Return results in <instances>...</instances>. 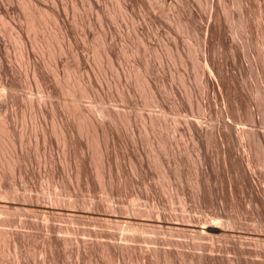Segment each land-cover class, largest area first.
<instances>
[{
	"label": "bare ground",
	"instance_id": "6f19581e",
	"mask_svg": "<svg viewBox=\"0 0 264 264\" xmlns=\"http://www.w3.org/2000/svg\"><path fill=\"white\" fill-rule=\"evenodd\" d=\"M115 1L117 2L116 4L118 7L117 10L118 13L114 12L113 16L111 17H116V18L121 17L120 19L128 18L129 22L132 23L131 25L133 28L134 27L133 21L135 19L132 8L135 6L134 5L135 0H115ZM146 1L143 0V2H146L145 7H143L144 4L141 5L143 8L146 9L144 10L147 11L146 12L147 18H145L146 16L144 18L145 20L146 19L148 20L150 25V30L148 32L146 30L148 29L145 27L148 25L147 23V25L145 24V26H143V28H146L144 29V31L146 30L145 32L147 33H140L136 25L135 26L136 28L134 27L133 28L134 30L133 29L132 30L133 32H135L136 35H137L136 31L138 30L139 32L138 33L139 35H137L136 38L138 40L136 42L138 43L139 46L137 48V43H135L136 48H134L133 46L132 48L134 49L132 51L130 50L131 48L124 46L126 50L125 49L122 50L123 51L122 55L128 57L129 56L128 52L129 53L136 52L139 53V55L140 53H142L141 57L143 58L137 60L134 59L137 62H135L134 64L132 63V66H130L131 69L130 70L128 69V71L129 72L131 71L130 74H133L132 76L134 77L136 76V78L133 79L135 80V82L137 81L136 83L137 86L133 85V87L134 86H135L134 88L137 87L138 94L139 91L142 94L140 95L142 96V98L138 100V103L140 102L143 103L145 106L149 107V109L145 108L147 112H145L143 117L140 119L142 123L143 136H139L140 132L138 131L137 129L138 127L136 125L137 130L135 129V133L137 135L134 136L133 135L134 132L132 131L133 133L132 134L130 133V135H133V137L131 136L132 137L131 143L130 140H128L129 142L127 141V143H125L127 145L129 144V147L127 146V151L121 150L124 149L126 146L124 148H122L123 147L122 146L119 149L123 151V153L121 151L120 152L124 155L120 154L115 147L114 152L117 151L120 155H122L121 158L118 157L121 159L120 160L115 157L116 152L115 154H113L110 148L112 147V149H114V146L117 145V143H121L122 139L120 140L121 136H119V132L122 125L124 124V126L126 127L130 126L132 128L133 123L135 121H133L132 118L128 116L129 114L128 115L119 114L118 111L115 112L114 108L113 111L110 110L111 108L108 109L106 107L105 108L101 107L98 111H96L98 112L97 115H99V117L98 116L96 117L90 113L91 111L90 109L88 112L87 108H84L80 104L81 102L79 103L80 101L79 97L82 98V96L84 97L86 96L88 98L93 97L94 100L100 102L101 104L100 106H103L107 102H110L113 98V94H110L112 91L105 93L102 90L103 88L100 86L101 85L100 83H103V85L104 84L108 85V82L106 83L105 81H108L107 79V77H109L108 73L112 72V70L109 71V68L113 70H116L115 68H118L117 65L119 64V59H120L119 53H121L118 52L119 48L115 49L116 46L113 47L111 45L113 41L110 42L109 40L111 38L108 37L109 34L107 35L109 31H107L106 33L105 30L103 29V27H105V29H108L107 23H109L108 20L110 19V15L112 13L110 15L108 14L109 15L108 16L109 19H108L107 15H105L104 13L106 11H103L104 8L102 9L101 5L98 3L97 0L86 1L87 2L86 5H88L91 9L96 11L95 13L96 21L95 19L94 21L97 22L101 27L99 31L100 35L97 36L99 37V39L97 38L98 42L96 44L93 43L94 45H91V47H93V49L95 50L94 52L96 55L95 56L96 58L94 59L96 60L97 64L94 62L95 63L94 66L93 65L94 63L92 61L95 60L89 58L88 57L89 55L88 56L86 55L87 54L86 52L90 48V47L87 48L86 45H88V43L90 42L92 43V40L96 36V33L92 31L93 27L91 26V22H88V25L86 23L87 26L92 27L91 29L88 27L87 29H84L86 26L83 25L84 30L83 31L80 30L82 32L81 41L79 40L78 37L77 40V38L74 35L75 31L73 32V30L67 24L68 16L73 17V20L71 18V20L69 21L73 22L76 20L78 22V20H80L79 17H81L82 15L78 16V13H76L78 8L80 7L79 0L72 1L73 3H71V5L68 6L67 8H64L63 12L57 6L56 0H22V2H20L21 8H19L20 6L17 7L18 4L14 6L12 4V0H0V87L2 88V92L4 90V92L0 95L1 97L0 99L1 100L0 101V198L11 201V202H6L7 205H4L3 204L4 201L2 202V199H0V213H1L0 215L3 214L5 215V216H0V227H1L0 228V264H2V262L4 263V260H6V258L9 255H11V253L14 255V261H15L14 264H35L33 260L35 254L37 255L39 251L38 250L39 247L38 248L35 247L38 245H36L34 241L39 230H41L40 232L43 231L46 235L45 237L46 246L40 248L41 249L40 253L42 254L43 252V256H42L43 258L41 260L43 261L42 263L44 264H70V263H66L65 260L70 259L66 255L68 254L67 253L68 251L66 250L69 248V245L73 246L72 244L76 246V247L74 246L75 255H76L75 264H264V76L262 75L264 71L261 69V72L263 71V73L257 71L256 74L255 72L258 66L257 67L255 66L256 68H253L254 69L253 72L252 70L250 71L252 65L249 66L248 64L250 63V61L253 60V57L251 56L253 54H249L252 57V58L250 57L251 59L248 60L246 58L249 61L248 64H247L248 62L247 60H242L245 57L241 58L242 56H245L246 53L248 55L249 47L252 49L254 47V45L252 44L249 46V43L247 41L250 36L246 37L247 36L246 35L245 36L246 39L242 40L243 42L242 41L239 42L238 40L237 43L236 40L239 38L238 35L240 34V32L238 33L237 29L233 28V25L232 26L229 25L231 18H233L231 17V15H229V13L233 15L234 11L229 12L231 4L229 3L230 5H228L227 0H226L227 2L225 0H217V1L201 0L206 4H210L209 6L211 8L210 9L211 14H209V16L206 15L209 17V19L204 16L206 20L208 19L207 22H205L206 20L204 21L206 25L205 24L203 25L205 27H203V25L200 22L201 21L200 19L203 18L202 14H199L202 17L200 19L198 17V20H196L197 13L195 12V10L193 11V7H196V5L193 6L192 4H190L188 6L187 4L192 2H188V0L187 1L177 0L174 2L177 7V10L175 9L176 14L174 13L175 15L173 14L174 16H171V19L169 18L171 20L170 23L172 22L173 25L170 24L167 25L168 21L166 25H164V27L166 28L165 31H167L166 33H164V35L166 34V37L164 39L166 40V42L164 43V41H162L163 44L161 43V46L157 47L159 45V42L158 45L155 46L156 44L154 45L149 38H151L152 36L154 37V35L158 36L159 33H162V30L161 32L157 31L158 29H156V24L159 25L158 23H161L159 14L162 12L164 14L162 4L165 2V0H146ZM131 2L134 5L133 7L130 4ZM135 3H137V0ZM65 5L67 4L65 3ZM199 6L200 5H198L197 7ZM235 6L239 7V8L237 7V12L239 13L237 14L238 17L240 18L239 19L238 17H236V21L238 19L240 20V22L238 23L235 22V25L236 23L238 25L241 24L244 27V29L246 28V32L249 33L251 30L250 29L251 26L249 27L250 29L249 30L248 24L251 23L250 22L251 19L250 18L248 19V17L251 14L250 12L252 9L250 6L252 5L249 6L250 7V12H249L250 14L248 13L249 16L247 15V10L245 11L246 15L244 12V9L248 7V0H238L236 1ZM238 9H240V11ZM261 9L263 8H260V12L263 11V10L261 11ZM93 10H91V12ZM196 10L199 12L198 9ZM166 12L167 10L165 9V16H168L166 15ZM10 13L20 14V17L24 19L26 24L21 23V21L20 24L14 23L12 21L13 19L10 18ZM143 13L144 12H142V14ZM262 14H264V12ZM203 15L205 14L203 13ZM136 17L139 16L138 15L136 16L135 13V18ZM229 17H231L230 20H227ZM258 18H262V17H258ZM223 19H226L228 21V25L227 23L226 24L223 23L222 21ZM233 19L235 20V18ZM109 21L112 22L114 20H109ZM233 21H231V23ZM261 21H259V27ZM165 22L166 21H164V23ZM255 22L258 23L257 21ZM116 23L115 24L111 23V24L115 25L113 27L116 28V26L119 25L118 23H117L118 25H116ZM69 25L72 26L70 23ZM112 25L111 26L109 25V27H112ZM241 25H239V27ZM11 26L17 28L16 29L17 33L13 35L15 37V38L13 37L14 38L13 41L15 42L14 44L18 43L19 46L18 45L16 46L19 48L20 56L24 59L26 67L28 68L27 73L32 78L31 83H29L30 81L27 83H29V85L31 84L33 88L32 87L29 88L31 90H35V92L37 90L39 92L44 93L46 95V100H48L47 98H52V97H62V99H64L65 96L70 97L69 99L70 103H68V100L64 101L65 99L64 100L60 99L62 103H58V102L53 103L50 102L49 99L48 100L49 102H47L49 104L48 107L44 99L45 97L43 98L44 101H37L36 99L33 98V96H31L27 100V102L24 103V105H22V108L20 107L19 105L20 97H18V95L16 96L15 92L16 90L20 89L19 88V84L21 83L20 80L22 79L23 82V78H20L19 82L17 81L18 80L17 76L14 75V71L11 65H9V63L12 64L11 63L12 61L9 62L8 60L9 55L6 50L7 46H9L6 43V38L8 40L9 39L8 37L11 36V34H13L14 31L13 28L12 29L13 31L10 32L12 28ZM242 26L240 28H242ZM158 27L162 28L161 26ZM177 28L180 29L179 31H182V33L186 34L187 36H191V38L194 37L196 39L199 36L202 37L201 36L202 34H200V30L205 28L204 32H206V35L205 37L203 36L204 39L202 38L203 39L202 40L200 38L202 41H199L200 39L197 40L201 42L200 45L202 44L203 46L204 60H205L204 64L206 69L205 67L203 68L204 70L200 69L201 67L199 66L200 62H198L199 56L198 59H196L195 55H197V53L194 55V51H193L195 49L192 48L191 50L190 48L191 46L187 47V45L186 47L190 48V50L186 48L183 49V47H185L184 43H183V47L180 45L183 42V39L182 42H179L181 41V39L178 38L179 31L176 32ZM118 29L120 28L115 29V31ZM257 29L256 31L259 34V31ZM141 30L143 31L142 28ZM259 30H264V29H259ZM112 31L115 32L114 29L111 30V32ZM252 31H254V29L251 30V32ZM227 32L231 33L232 36H229L230 34L228 35ZM262 32L261 35L264 36ZM119 33H115V35ZM226 34L228 36H226ZM118 36L116 37L118 38ZM194 38L193 40L195 41ZM159 39L162 40L161 37ZM260 39L263 42L264 37L263 39L262 37ZM256 40H255V44L256 42H258ZM8 41L10 42V40ZM153 41H158V40L156 39ZM128 43L130 42L128 41ZM208 43L209 44L211 43L213 46L212 48L215 47L214 48L215 50L212 49L210 50L211 47L207 45ZM262 44H263L262 47L264 48V42ZM113 45H115V42ZM255 47L260 48L261 46L259 45L257 47L256 44ZM9 49L10 47H8V50ZM260 54L262 53H259V55ZM263 55L264 54H262V56ZM137 56L138 55H135V58H137ZM258 57L259 56L255 57V59L256 58L258 59ZM90 59L91 62L93 63L92 65L95 67L93 68L94 69L97 68L98 70V74H97L98 76H95L96 73L93 76V73L96 72V70H94L93 68L92 69L94 70V72L92 71V75L85 74L86 76H83L84 73H82V70L87 67L88 65L87 62ZM166 59L167 61L170 60L171 67H173L174 69L172 73L173 79L177 78V80L179 79L181 82L179 84L180 90L182 89L181 85L183 86V92H180L183 93V95L178 93L180 91L179 88L178 90L177 89L174 90L173 86L168 85L170 82V81L168 82V80L171 79L170 73H169L170 78L167 80H166L167 77L164 78L161 77V75L160 77H158L159 75L157 76V73L159 72L157 71L158 67L157 69H155L156 64L159 62L161 65H163V61ZM261 60H263V57L261 58ZM253 63H255V61ZM177 66H179V68L183 66L185 69L191 70L190 73L191 74L194 73L192 75H195V77L200 79L197 80L200 82L202 86L201 87L202 88L201 91H203V93H201L202 97L199 94L201 91H199V93L197 92L198 94L196 93L198 95L197 99L200 101V104L198 100L196 102L194 101L195 99L193 94L195 93V91L192 92L194 88L192 87L191 89L190 81L188 80L189 84L188 82H186L187 79L185 78H187L188 74H186L184 70L183 72H185L184 74L186 75V77L182 76V74L180 75L179 72L181 73V70L178 72L176 69ZM259 67H261V65H259ZM263 67L264 66H262V68ZM119 69L121 72V73L119 72L120 75L126 73L125 71L124 72L122 71L123 69L121 70L120 65H119ZM163 69L162 72L160 70L162 74H163ZM206 70L208 73L206 72ZM83 71L86 72L87 69ZM250 72H252V74L254 73V75L256 76L254 75L253 76L257 78L256 81L254 80L255 81L254 83H251L250 86L248 85L249 89L251 90V91L249 90V93L251 92L255 96L254 99L252 100L253 102H250L251 98H253L252 96L253 94L252 95H250L251 93L249 94L251 96V98L249 97L250 98L249 101L247 98V96L249 95H246L247 93H245L248 92V87L245 81L247 80L249 82L251 78L248 80V76L249 75L252 76ZM116 73L119 74L118 72ZM113 75L116 76L115 73ZM18 76L20 77L22 75L18 74ZM116 77H114L115 81L118 80V79L116 80ZM121 82L123 83L122 80ZM121 82H117L119 86V89H117V93L114 90L119 100L125 99L129 95L128 91L125 90L124 88L131 89V87H129V84H127V82L124 83L126 84V87L123 88L121 85H119V83ZM171 84L172 82H170V85ZM174 87H178V86H174ZM96 88H99V92L96 90ZM114 89L116 88L114 87ZM134 93L135 90L133 94ZM210 93L212 94V97H210L211 99H213L212 103L215 106H218V108L214 109L217 116L216 117L217 122L214 121L216 124L215 123L210 124L211 122H213L212 121L213 107L211 108V99L209 98ZM133 94L131 95L132 97ZM135 94H137V92ZM164 94L165 95L169 94V96L172 95L171 97L172 98L174 97V100L172 98L171 99L173 100L174 103L172 101L168 103L167 101L169 100H164V96H165ZM169 96L168 97L166 96L167 98L166 97L165 98L168 99ZM130 97L127 98V100L131 99ZM135 97H137V95L134 96V98ZM135 99H133V101ZM217 99H220L221 102L219 101L218 103ZM24 100L22 101L24 102ZM126 101H125V105H126ZM164 101L170 104V106L171 105L173 106L172 108L173 111L175 112L173 116L175 118L177 116L178 118L177 121H176L177 118L176 119L173 118L175 122H177V124L175 125L176 127L174 126L175 129L172 126L173 127L172 131L173 129L176 130V134L173 131V133L175 134L174 138H171V136L169 138L168 134H166L168 133L166 131L168 129L166 124L167 118L165 117L166 118L165 121L163 120L162 117L167 111L170 112L172 110H169L168 108V110L166 111L167 107L170 106H168V104L165 103ZM193 101L195 103L198 102L197 106L194 104L195 105L193 108L194 110L192 109L191 106V104L193 105ZM128 102H130V100ZM8 103H14V104L18 103V107H20V109L18 107L16 108L19 109L20 117L23 120V122L25 123L26 120H29V122H31L34 126H36L35 130L38 133V134L36 133L37 140L40 143H42L41 156L43 158V164L47 167L46 176L48 177L50 184L52 183L54 184V186L56 185V187L62 189L61 190L62 192L67 191L69 193L68 194L65 192L67 194L66 200H69L68 197H71L70 202L66 201V203L69 206L65 203L63 204H65V206L67 205L70 208L72 207L73 208L72 213L69 212L66 213L67 211H65V209L67 206L64 207L63 204H61L62 202L56 203L57 199L59 198L54 199L55 197L53 198L51 196L52 198H50V202H46V203L44 202V200L41 202L40 198H39L40 201L39 200L35 201V196L37 192L36 193L33 192L35 193V195L33 194L34 196L31 195L30 192H29L30 194L25 195L24 199L26 198L25 200H27V204L24 202L25 204L23 203L24 206L22 207L20 204H18V203L22 204V201L18 203L13 202V200L15 199L17 200L19 198V194L16 192L17 191L16 186L18 184L17 176L19 177V180L23 181V182L20 181V183L25 182L24 184L27 189L35 187L33 184L36 182L33 181L34 183H32V177L34 174L32 173V171L33 172L35 171V174L37 172L39 173V171L34 170V168L36 165L38 166V170H39L40 163L39 164L37 163L38 165L33 164L34 168L32 171H30L26 167L25 163H27L31 158L29 156L30 155L29 148H28L29 152H27L28 139L27 137H25V133L22 134L19 132L20 130L19 131L17 130L19 132L18 133L15 129L16 127H14V125L11 124L10 120L12 121V119L10 118H12L11 117L12 115L9 116L8 115L9 113H6L7 111L6 109H9L8 107H11V106H7ZM131 103H128V105L129 104L131 105ZM132 104L133 105L131 106L135 105L134 103ZM217 104H220L221 107H219V105ZM3 112L4 114L2 115ZM158 113L159 114L162 113L161 118ZM179 114H182L183 117L182 115L180 116ZM223 114L227 117L226 120H223L222 118ZM42 116L51 119L53 123L52 126L53 131H55L58 134L59 136L58 138L59 140H61L64 146L65 151L63 153L64 154L63 160L61 162H63L64 165L69 169L68 171L70 172V176L71 175L74 176L76 181L75 183L76 185L74 187L73 185L71 187L70 186L71 183L69 182H68L69 184L67 183L68 185L65 184L66 180H63L62 178L63 176L62 177L60 176V174L63 175L62 172H65L66 168L64 169L65 171L60 169L61 173L59 172V168L57 169L58 166V163H56L57 160L54 159L55 156L54 157L52 156L54 154L50 152L51 150L50 147L55 141H53L52 137L50 136L51 133L47 131L48 130L47 127L45 128L41 126L40 120L43 118ZM38 117H41L39 121L37 120ZM207 117L212 118L210 119L211 122L209 119H206ZM123 127L122 129H124ZM126 132L128 131L126 130ZM52 133L54 134V132ZM79 133L81 134L85 133L86 136L85 135L84 136L90 138L91 145H93V147H90L91 145L88 143L89 138L88 140L84 139L85 140L84 142H80V140L76 142L77 140L75 139L77 137L75 138V136H79L77 135ZM142 133H140V135H142ZM171 133L169 135H171ZM129 137L130 136L126 138L129 139ZM170 139H173V141H170ZM186 141H190V143L192 142L193 143V144L191 143L192 146L194 145L195 146L194 149L198 151V153L196 151V153L198 154V156H196L198 165L196 164L195 161L194 165L196 164L195 166L197 167L194 169V171L195 170L196 171L195 173H193L194 180L193 183L191 184L194 185L192 186L193 187L192 192L193 189L195 188V192H193L194 193L193 195L197 203L196 205L199 206V208H196L197 211L198 209L200 210V208L206 209L207 207L208 208L210 207V210L207 208L209 211L206 209L205 212L208 211V214L206 213L204 216H201L202 214L195 215L191 213L192 212L191 209L193 208L190 207H193L195 205H188L187 203H190L191 201L190 202L185 201L186 195H188V193H186L187 188L189 190V187H187L188 185L187 183L183 182L186 179L182 174V165L186 160L191 161L188 160L190 159L188 155L191 150L188 151L187 146L184 144ZM39 142H37V147ZM138 144H141L142 146L143 144H145L146 147L145 151L141 149L142 150L141 152V150L139 149L140 152H138V148L142 147V146L138 147ZM186 144L188 143L186 142ZM180 146L182 147V149ZM192 146L189 147L192 148ZM212 148H215L220 153L222 160L221 166L223 168V171L226 172L225 173L226 180H223L224 178L221 180L222 182L224 181L225 184H223L222 187H220L219 184H221V182H219L218 186L220 188L219 189L217 188L216 191L215 188L213 189V186L210 185L212 179H210L209 174L206 171L207 168L204 167L205 164L203 163L206 161V159H208L209 161L212 160L209 157V155H207L208 152L207 150H210ZM82 149H85L84 150L85 152ZM215 149H213V151H215ZM81 150L84 153L81 152ZM31 159H35L34 156ZM122 159L127 160L126 161L128 163L127 166H126L127 163L123 164L124 161L123 163L120 162L122 161ZM112 160H114V165L113 163H111ZM31 163L32 161L30 162V164L28 163L30 167L32 165ZM210 164L212 165L215 163L210 162ZM186 165H189V162ZM94 167L96 169V176H97L96 178H98V179L95 178L94 179L95 181L98 180L99 184L96 183L98 181L95 182L93 180L94 171H92V169H94ZM184 167L186 169L188 168L185 165ZM208 167H210L209 164ZM218 167L220 166L218 165ZM63 168L64 167H62V169ZM213 170L211 171L212 173L216 172L215 169ZM218 170L219 169H217L216 174L218 173ZM38 175L39 174H37L36 177L40 176ZM185 175L187 174L185 173ZM66 176L64 178H66ZM155 176H157V178ZM214 176L215 175H213V177ZM153 177H155L156 179L160 178L162 180L161 181L159 179L163 185V190L167 194V196L170 195L171 199L174 197L179 199L180 203L182 204V206H180L182 207L181 215L179 214L177 215L173 213L174 210L172 209H169L172 210V213L166 212V210L168 209H165L167 207L165 201L168 200L169 202L167 203H170L171 201L169 200V198L166 199L164 198L165 200L161 198V196L163 195L162 193L163 190L161 192H159L160 190H158L157 192L156 190L157 186L155 187V184L149 182L155 179L154 178L152 180ZM182 178H184V180ZM181 179L183 180L182 182ZM179 181L181 183H184L186 187L184 186L185 188H183L184 184L182 185ZM25 187L23 186V190ZM159 187L162 189L161 185H159L157 188ZM35 190H39V189H35ZM76 190L87 191L88 193H91V196L90 195L89 196L94 199L97 192L100 191L102 195L104 194L103 196L106 198L105 200L109 202L107 203L108 207L106 205V208H108V210L105 208L106 210L102 214V217L101 218L97 217L96 211L94 210L99 205L98 204L99 202L97 203L96 201L94 202V199L93 201L91 200L84 201L85 199L81 201V199L79 198H81L82 196L79 195L76 192ZM188 192L190 193L191 190ZM27 193L28 192L26 191L25 194ZM79 193H81V191H79ZM158 193H160V195L162 193V195L160 196ZM166 194L162 197H166ZM78 195L81 197L78 198ZM193 195L191 193L192 197ZM194 198H192L191 204L195 203L193 202ZM20 199L23 200V197ZM124 199L125 201L130 200L132 203L130 204V208H128L130 209L128 210V213L130 211L131 215L125 213L126 210L122 212V214L123 213L128 214V217L127 215L120 216L121 213L119 212V210L121 209L120 203L121 202L123 203ZM143 199L146 201L144 205L145 207L140 208L138 204L139 201H142ZM178 199L176 201H178ZM59 201H61V199H59ZM62 201H64L63 198ZM174 201L175 200L171 202L173 203V205L175 204ZM224 203L228 204L229 208L232 207L231 209H233L234 212L232 211V213L230 212V214L224 213L223 211L224 208L223 205H225ZM243 203H246L248 205L247 206L248 209L244 210V207H242ZM224 209H226L225 211L227 212L229 211V209L227 208ZM11 211H20V212L22 211L23 213H26V216L23 215L26 218L17 219L16 216L14 217V215L11 214L13 213ZM97 211H99V209H97ZM28 212L33 213L37 218L38 217L43 218V221H45L44 219H51V218L54 219L53 217L58 216L61 218L68 217V219L77 220V222L78 220L86 219L90 221L97 220L103 223L104 222L113 223L115 226H117V229H119V231L117 230V232L120 233V228H121V230L125 229L127 232L129 230L131 232L133 231L132 233L134 234L131 233L123 234L124 231L123 232L121 231L122 234L121 233L118 234L115 233L114 231L113 232L108 231L106 229L107 227L104 228V230H102L96 228L91 229V227L74 228L65 225L62 226V224L55 225L49 222H45L43 224L40 223L38 220L36 221L29 219L27 217L29 216ZM201 212H204V210H201ZM117 213H119V215H117ZM250 214L252 217L249 216ZM18 216H22V214ZM244 216L246 217L243 218ZM247 216L250 217V219L252 218L249 227H247L248 223H245L243 221L244 219L248 218ZM15 226L18 228H15ZM3 227H5V229H2ZM20 227L21 229H19ZM145 230L146 232L149 231L150 233H152V236L144 237L146 236ZM140 231L141 232L143 231V233L145 232L144 236L141 237L140 234L137 233ZM80 236L87 237L88 239L84 238L85 240H83L82 239L83 237L79 238ZM189 239L190 240L196 239V241L193 240L195 242L191 243L192 241H190ZM100 241H102L101 247L98 246L100 244ZM118 241L119 242L126 241V243L123 242L125 245L121 243L119 244ZM141 242H144V244L146 243V246H141L142 245V244L140 245ZM34 244H35L34 246L35 249H32ZM71 250H73L72 247ZM98 252L101 253L100 256L98 255ZM69 253H71V251H69ZM41 260L39 262H41ZM14 261H12V263L10 261L9 262L10 264H13Z\"/></svg>",
	"mask_w": 264,
	"mask_h": 264
},
{
	"label": "rangeland",
	"instance_id": "374dc122",
	"mask_svg": "<svg viewBox=\"0 0 264 264\" xmlns=\"http://www.w3.org/2000/svg\"><path fill=\"white\" fill-rule=\"evenodd\" d=\"M72 1H77V0H56V4H57V6L60 8V10L63 12L64 8H67L68 6L71 5V3H73ZM86 1H87V0H79V2H80V7H79L78 10L76 11V13H78V16H79V15H80V16L82 15L83 17H82V16L79 17L80 20H78V22H77L76 20L73 21V22H74V24H73L72 21H69V20H71V18H72V20H73V17H72V16H71V17L68 16V18H67V24H68V26L73 30V32H74V31L76 32V33L74 32V35H75L76 38L78 37L80 41H81V39H82V37H81V36H82V35H81L82 32H81V31H83L84 29H87V27L90 28V29L93 27V28H92V31H93L94 33H96V36H95V38L93 39L94 42H93V40H92V43L90 42L91 44L88 43L89 46L86 45L87 48L90 47L89 50H91V48H92V50H91V51L88 50L87 52L85 51L87 54H86V53H84V54H86L87 56L89 55V56H88L89 58L94 59V58H96V57H95L96 55H95V52H94L95 50L93 49V47H91V45H94V44H96V43L98 42L99 37H97V36L100 35V32H99V31H100L101 27H100V25H99L97 22H95V21H96V16H95V15H96V14H95L96 11L93 10V9H91L88 5H86V4H87ZM88 1H90V0H88ZM97 1H98V3L101 5L102 9L104 8L103 11H106V12H104V13H105V15H107V17L112 13V14L110 15V19H109V17H108L109 20H114V21H115V19H116L115 22H114V21L111 22V21L108 20V22L110 23V24L107 23L108 26L106 25V26L108 27V29H105V27H103V29L105 30L106 33H107V31H109V33H107V35L109 34L108 37H111V38L109 39L110 42L113 41L111 45H112L113 47L116 46L115 49H116V48H117V49H118V48L120 49V51H119V49H118V52H121V53H119V54H120V55H119L120 59H119V64L117 65L118 68H115V67H117V66L114 67L116 70H113V69H110V68H109V71L112 70V72H109V73H108V76H109V77H107L108 81H105L106 83L108 82V85H107V84H104V85H103V83H100V82H99V83L101 84L100 86L103 88L102 90H103L105 93H106V92H111V91L113 92V93H112V92L110 93V94H113V98H112L111 101L109 100L110 102H107V103H106L105 105H103V106H100V105H101L100 102L94 100L93 97H92V98H91V97L88 98V97H86V96L84 97V96L81 95L82 98L79 97L80 99H79V98H78V99L80 100L79 103L81 102L80 104H81L84 108H87V111H88V112H89V109L91 110L90 113H91L93 116H96V117L98 116V117H99V115H97L98 112H96V111H98L101 107H103V108L106 107V108H108V109L111 108L110 110H113V108H114L115 112L118 111L119 114H125V115H126V114H127V115L129 114L128 116H130V117L132 118V120L135 121L134 123H137V124H134V123H133V126H134V127L132 126L133 129H132L130 126H129V127H128V126L126 127V126H124V124H123L122 127L124 126V127H123L124 129H122V127H121V129H120V132H121V130H122L123 133H122V132H121V133H122L123 135L119 132V136H121V137H120V140L122 139V140H121V143H117V145L114 146V149H112V147L110 148V150H111V152H113V154H115V152H116L115 157H116L117 159H120L121 156L124 155V154H122L123 151H127V146L129 147V144L127 145V144H125V143H127L128 140H130V143H131V141H132L131 138L133 137V135H134V136L137 135V134L135 133V129L138 127V128H137L138 131H139L140 133H142V123H141V120H140V119L143 117L144 113L147 112L146 109H149V107L145 106L143 103H141V102L138 103V100H140V99L142 98V96H140V95H142V94H141L140 91H139V94H138V88H137V87L134 88L135 86H137V85H136L137 81L135 82V80H134V79L136 78V76H135V77L132 76L133 74H130L131 71H130V72L128 71V69H129V70L131 69L130 66H132V63L134 64L135 62H137V61H135L134 59L137 60V59H142V58H143V57H141L142 53H140V55H139V53H136V52H134V53H133V52H130V53H131V55H130V53L128 52V54H129V56L127 55L128 57H125V55H122V53H123L122 50H123V49L126 50V48H125L124 46L131 48V49H130L131 51H132L134 48H136L135 43H137L136 41H138L136 38H137V35H139V34H138L139 32H140V33H147V32L150 30L149 22H148L147 19L145 20V18H147V13H146L147 11H145L146 9L143 8V7H145V3H146L147 1L144 0V1H146V2H143V0H137V3L140 4V5H139V4L135 3V2H136V0H135V1H134V5H135V6L133 5L132 2L130 3V4L132 5V7L134 6L133 8H132V7H131V8H132V11L134 12V19H135V20L133 21V25H134V27L137 25L136 27H137V29L139 30V32H138V30H137V31L135 30V31L137 32V35L135 34V32H133V30H134L133 28H134V27L132 28V25H131L132 23L129 22L128 18H127V19H126V18H122V19H120L121 17H120V18H119V17H118V18H116V17H111V16H113L114 12L118 13V12H117L118 7H117V4H116L117 2H116L115 0H97ZM138 1H139V2H138ZM175 1H177V0H173V3H172V0H165V2L162 4V5H163V11H164V14H163V12L160 13L161 15L159 14V16H160V20H161V23H158L159 25L156 24V29H158L157 31L161 32V30H162V33H159L158 36L154 35V37L152 36L151 38H149V39L152 41V43H153L154 45L156 44L155 46H157V45H158V42H159V45H158L157 47H160V46H161L162 41H164V43L166 42V40H164L165 37H166V34L164 35V33H166L167 31H165L166 28L164 27V25H166L167 21H168L167 25H168V24L173 25L172 22L170 23V21H171L170 19H171V16H174V15L176 14L175 12H176V10H177V7H176V5H175V3H174ZM185 1H187V0H185ZM216 1H217V0H216ZM225 1H226V0H225ZM227 1H228V2H227ZM227 1H226V2L228 3V5L231 4V6H232V8H231V6H230V9H229L230 11H229V12H233V11H234L233 15H232L231 13H229V12H228V13H229V15H231V17L235 18V20H234L233 18H231V17H229V18L227 19V20H230V18H231V20H230V22H229V23H230L229 25H231V26L233 25V28L237 29L238 33L240 32L239 35L237 34V35L239 36V38L236 40L237 43H238V40H239V42H241L242 40L246 39L245 36L247 35L246 37H248V36L251 37V40H250V37H249V39L247 40L248 43H249V46H250L251 44L254 45L253 49L249 47L248 55H247V53H246V55H245V56H242L241 58H244V57H245V58L242 59V60H247V59L249 60V59H251V58L253 57V60H252V61H253V62L255 61V63H253L252 61H250V63H249V61L247 60V61H248L247 64L249 63V64H248L249 66L252 65V66H251L252 68H250V71L252 70V72H253V71H254L253 68H256V67L258 66V67H257V70L255 69V70H256L255 73L257 74V71L260 72V73H263V71H264V67L262 68V66H264V62H263V61H264V55L262 56V54H264V53H263V52H264V48L262 47V46H263L262 43L264 42V39H263L264 36L261 35V32L263 31L262 34L264 35V30H259V29H264V27H263V26H264V24H263L264 21H261V20H264V17H263L264 14H262V13L264 12V1H263V0H259L260 3H261V6H262V7H261L259 1L251 0V2H250V0H248V7H246L247 9H246V8L244 9V12L247 10V15H248V16H249L250 13L253 14V15L250 14V16H252V17H250V16L248 17V19H249V18L251 19V20H250L251 23L249 22L251 25L248 24V29H249L250 26H251V27H250L251 30L254 29V31H252V32H251V30L249 29V30H250L249 33L246 32V28L244 29V27H243L241 24H239V25H241L242 28H240L241 26L239 27V25L237 24L238 22H240V20H238V19H237V21H236V17H238V14H239V13L237 12V7H238V6H235V4H236V1H238V0H233V1H232V0H227ZM20 2H22V0H14V1L12 0V4H13L14 6H16V4H18L17 7L20 6L19 8H21V3H20ZM61 2H62V4H61ZM63 2H64V3H63ZM81 2H82V3H81ZM188 2H192V3H188ZM188 2H187V3H188V4H187L188 6H189L190 4H192L193 6L196 5V7H197L198 5H200V6L197 7V8H196V7H193L192 5H191V6L193 7V11L195 10V12L197 13V19H196V20H198V17H199V19H200V18L203 16V18L200 19V20H201L200 22H201L202 25L205 24V22H207V20L209 19V17H208L209 14H211V13H210V12H211V10H210L211 8H210V6H209L210 4H206L205 2H203V1H201V0H198V1H196V0H195V1H194V0H188ZM199 2H200V3H199ZM257 2H258L259 4H258ZM14 3H15V4H14ZM65 3H66L67 5H65ZM108 3H109V4H108ZM171 3H172V4H171ZM202 3H203V4H202ZM229 3H230V4H229ZM136 4H137V6H136ZM141 4H142V5L144 4L143 7H142ZM170 4H171V5H170ZM173 4H174L175 6H174ZM201 4H202V5H201ZM233 4H234V5H233ZM249 4L252 5V6H250ZM256 4H257V6H256ZM64 5H65V6H64ZM102 5H103V6H102ZM172 5H173V6H172ZM106 6H107V7H106ZM249 6H250L251 9H252L251 12H250V7H249ZM258 6H259V8H258ZM165 7H166V8H165ZM172 7H173V8H172ZM192 7H189V8H192ZM235 7H236V8H235ZM253 7H254V8H253ZM141 8H142L143 11L141 10ZM194 8L198 9L199 12L202 10V11H201L202 13H201V12L199 13V12H198L196 9H194ZM228 8H229V7H228ZM238 8H239V7H238ZM255 8H256V9H255ZM260 8H263V9H261V11L263 10L262 12H260ZM84 9H85V10H84ZM106 9H107V10H106ZM112 9H113V10H112ZM144 9H145V10H144ZM165 9H166L167 12H168V13L166 12V15H168V16H165ZM175 9H176V10H175ZM91 10H93V11L91 12ZM115 10H116V11H115ZM138 10H140V11H138ZM168 10H169V11H168ZM231 10H232V11H231ZM238 10L240 11V9H238ZM254 10H255L256 12H255ZM83 12H84V13H83ZM142 12H144V13L142 14ZM244 12H243V13H244ZM249 12H250V13H249ZM252 12H253V13H252ZM135 13H136V16L138 15L139 17H136V18H135ZM174 13H175V14H174ZM203 13H204L205 15H203ZM237 13H238V14H237ZM248 13H249V14H248ZM255 13H256V15H255ZM17 14H18V13H13V14L10 13V18L13 19L12 21H13L14 23H16V24H20V21H21V23L26 24V22L24 21V19L20 17V14H18V16H17ZM108 14H109V15H108ZM173 14H174V15H173ZM199 14H202V16L199 15ZM234 14H235V15H234ZM143 15H144V16H143ZM162 15H163V16H162ZM206 15H208V16H206ZM245 15H246V12H245ZM245 15H244V16H245ZM260 15H263V16H260ZM13 16H14V17H13ZM91 16H92L93 18H92ZM94 16H95V17H94ZM145 16H146V17H145ZM169 16H170V17H169ZM204 16L207 17L208 19L206 20V18H205ZM234 16H235V17H234ZM253 16H254L255 18H254ZM144 17H145V18H144ZM161 17H162V18H161ZM167 17H168V19H167ZM256 17H257V19H258L259 21L262 22V24H261V22H260V27H259V21L256 19ZM258 17H262V18H258ZM89 18H90V19H89ZM111 18H112V19H111ZM169 18H170V19H169ZM204 18H205V19H204ZM238 18H239V17H238ZM94 19H95V21H94ZM163 19H164V20H163ZM232 19H233L234 21H233ZM239 19H240V18H239ZM246 19H247V18H246ZM255 19H256V20H255ZM87 20H88V21H87ZM91 20H93V21H91ZM118 20H119V21H118ZM205 20H206V21H205ZM224 20H225L226 22H225ZM227 20H226V19H223L222 21H223V23H225V24L227 23V25H228V21H227ZM252 20H253V21H252ZM86 21H87V22H86ZM121 21H122L123 23H122ZM144 21H145V22H144ZM164 21H166V22L164 23ZM204 21H205V22H204ZM231 21H233V22L231 23ZM255 21H257L258 23H256ZM75 22H77V23H75ZM88 22H91V26H92V27H91V26H90V27L87 26V25H88ZM113 22H114V23H113ZM116 22H117L119 25H118ZM119 22H121V23H119ZM134 22H135V23H134ZM200 22H199V25H200ZM235 22H237L236 25H235ZM247 22H248V20H247ZM254 22H255V23H254ZM69 23H70L72 26H70ZM86 23H87V25H86ZM94 23H96V24H94ZM111 23H112V24H115V23H116V25H118V26H116V28H115V27H113V26H115V25H112ZM147 23H148V25H147ZM197 23H198V22H197ZM79 24H80V25H79ZM121 24H122V25H121ZM139 24L141 25V28L143 29V31L141 30ZM145 24H146L147 26H145ZM160 24H161V25H160ZM162 24H163V25H162ZM83 25L86 26V27L84 28ZM98 25H99V26H98ZM109 25H110V26L112 25V27H109ZM138 25H139V28H138ZM202 25H201V26H202ZM205 25H206V24H205ZM234 25H235L236 27H235ZM254 25H255L256 27H255ZM82 26H83V27H82ZM143 26H145V27L148 28V29L143 28ZM158 26H161V27L164 28V29H162V28H160V27H158ZM174 26H175V25H174ZM231 26H230V27H231ZM257 26H258L259 28H258ZM261 26H262V27H261ZM11 27H12V26H11ZM136 27H135V28H136ZM203 27H205V26L203 25ZM13 28H14V29H13ZM83 28H84V29H83ZM110 28H111V29H110ZM117 28H120L122 31H121L120 29H118V30L115 31V29H117ZM174 28H176V27H174ZM201 28H202V27H201ZM252 28H253V29H252ZM255 28H256V29L258 28L257 30L259 31V34H258V32L256 31ZM12 29H13L14 31H13ZM16 29H17V28L14 27V26L11 28V31H10V32L13 31V34H11L12 37L8 35V36H9V37H8V38H9L8 40H10V42L7 40L6 37H5V38H6V43H7V45H9V46H7V48H6V50H7V52H8V55H9V57H8L9 59H8V60H9V62L12 61V62H11L12 64H10L9 62H8V63H9V65H11V67H12V69H13V71H14V75L17 76V79H18L17 81L19 82L20 78H23V82H22V79L20 80V82L22 83V84L20 83L21 86H20V84H19V88H20V89L17 88V89L20 90L21 93L19 92V90H16V92H17L18 94L15 92L16 96L18 95V97H20V98H19V102H20L19 105H20V107L22 108V105H24V103H26L27 100H28L31 96H33V98L36 99L37 101H44V99H45L47 106L49 105V104L47 103V102H49V101H48L49 99H50V102H53V103H55V102L62 103L61 100H64V99H65L64 101H67V100H68V103H70V100H69L70 97H66V96H65L64 99H62V97H52V98H47L48 100H46V95H45L44 93L39 92V91H37V90H36V92H35V90H31V89H30L31 87L33 88V86H31V84L29 85V83H31L32 78L30 77V75H28V73H27L28 68L26 67V64H25L24 59L20 56V52H19L20 50H19V48L16 46V45H18V43L14 44L15 42L13 41L14 38H15L13 35H15V33H17V30H16ZM96 29H97V30H96ZM113 29H114L115 32H113V31L111 32V30H113ZM132 29H133V30H132ZM144 29H146L147 32H145L146 30L144 31ZM177 29H178V28H177ZM177 29H176V32H178V31L180 30V29H178V30H177ZM204 29H205V28H204ZM204 29H201V30H200V34H202V35H201L202 37L199 36V37L197 38L198 40H199L200 38H201V39H202V38L204 39V37H205V35H206V32H204ZM242 29H243V30H242ZM80 30H81V31H80ZM249 30H247V31H249ZM15 31H16V32H15ZM117 31H118V32H117ZM119 32H120V33L122 32V33L120 34ZM115 33H119L120 35H119V34H116V35H115ZM203 33H205V34H203ZM241 33H242V34H241ZM250 33H251V34H250ZM253 33H254L255 35H254ZM256 33H257V34H256ZM76 34H78V35H76ZM110 34H111V36H110ZM178 34H179V37H178V38L181 39V41H179V42H182V39H183V42L180 44V45L183 47V43H184V46H185V47H183V49H184V48L189 49V50H190V48H191V50H192V48L195 49V50H193V51H194V55L197 53V55H195V57H196V59H198V56H199L198 62H200V63H199V64H200L199 66H201L200 69H201V70H204L203 68L205 67V64H204L205 60H204L203 46H202V44L200 45L201 42H199V41H202L203 39H202V40L200 39V40L198 41L196 38H194V37L191 38V36H187L186 34L182 33V31H179ZM178 34H177V36H178ZM200 34H199V35H200ZM227 34H228V35L230 34L229 36H232L231 33H228V32H227ZM227 34H226V36H228ZM114 35H115V36H114ZM118 35H119L120 37H119ZM128 35H129V36H128ZM133 35H134V36H133ZM135 35H136V36H135ZM252 35H253V36H252ZM258 35H259V36H258ZM112 36H113L114 38H113ZM116 36H118V38H117ZM125 36H126V38H125ZM180 36H181L182 38H181ZM203 36H204V37H203ZM238 36H237V37H238ZM257 36H258V37H257ZM13 37H14V38H13ZM158 37H159V38L161 37L162 40H160ZM189 37H190V38H189ZM261 37H262V39H263V42H262V40L260 39ZM78 38H77V40H78ZM97 38H98V39H97ZM193 38L195 39V41L193 40ZM111 39H112V40H111ZM114 39H115V41H114ZM127 39H128V40H127ZM131 39H132L133 41H132ZM156 39H157L158 41H153V40H156ZM180 39H179V40H180ZM240 39H241V40H240ZM252 39H253V40H252ZM256 39H257V40H256ZM258 39H259V40H258ZM130 40H131V41H130ZM196 40H197L198 42H197ZM234 40H235V39H234ZM255 40L258 41V42H256V44H257V47L260 45V46H261L260 48H256V47H255V46H256V44H255ZM128 41H129L130 43H128ZM236 41H234V42H236ZM249 41H252V42H249ZM259 41H260V42H259ZM114 42H115V45H113ZM133 42H134V43H133ZM196 42H197V43H196ZM242 42H243V41H242ZM244 42H245V41H244ZM253 42H254V43H253ZM261 42H262V43H261ZM9 43H10L11 45H10ZM93 43H94V44H93ZM125 43H126L127 45H126ZM131 43H132V44H131ZM259 43H260V44H259ZM116 44H117V45H116ZM123 44H124V45H123ZM133 44H134V45H133ZM162 44H163V43H162ZM197 44H198L199 46H198ZM186 45H187V47H190V46H191V47H190V48H187ZM207 45H208L209 47H211L210 50H211V49H212V50H215V49H214L215 47L212 48L213 46H212L211 43H210V44L208 43ZM13 46H14V47H13ZM18 46H19V45H18ZM122 46H123V47H122ZM133 46H134V48H132ZM138 46H139V45H138V43H137V48H138ZM200 46H202V47H200ZM8 47H10L9 50H8ZM15 47H17V48H15ZM194 47H195V48H194ZM251 47H252V46H251ZM197 48H198V49L200 48V49L198 50ZM186 49H185V50H186ZM201 49H202V50H201ZM262 49H263V50H262ZM9 51H10V52H9ZM134 51H135V50H134ZM193 51H192V52H193ZM201 51H202V52H201ZM251 51H252V52H251ZM253 51H254L255 53H254ZM262 51H263V52H262ZM89 52H90V53H89ZM92 52H93V53H92ZM116 52H117V51H116ZM118 52H117V53H118ZM9 53H10V54H9ZM135 53H136V54H135ZM259 53H262V54L259 55ZM132 54H133V55H132ZM224 54H225V53H224ZM249 54H253V55H251L252 57H251ZM121 55H122V56H121ZM135 55H138L137 58H135ZM11 56H12V57H11ZM133 56H134V57H133ZM139 56H140V57H139ZM215 56H216V55H215ZM223 56H224V55H223ZM247 56H248V57H247ZM257 56L260 57V59H259V57H258V59H259L260 61H262V62H260L257 58H256L257 60L255 59V57H257ZM10 57H11V60H10ZM250 57H251V58H250ZM262 57H263V60H261ZM246 58H247V59H246ZM91 59L87 62V64H88L89 66L87 65V67L85 66L86 68L83 69V70H86V69H87V71L85 72V71L82 70V73H84L83 76H86V75H92V71L94 72V70H96V72L93 73V76H94L95 73H96L95 76H98V75H97V74H98V70H97V68L94 69V68H95V67H94V66H95V63L97 64V62H96V60L94 59L95 61H92V62H93V63L95 62V63L93 64V63L91 62ZM128 60H129L131 63H130ZM164 61H165V62H164ZM164 61H163V65H161L159 62H158L159 64H158V63H157V64L155 63V64H156L155 69H157V67H158V70H157V71L160 73V74L157 73V76L159 75L158 77H160V75H161V77H164V78L167 77L166 80L169 79L170 76H171V79H169L168 82L170 81V82H172V84L170 85V82H169L168 85H169V86H173L174 90H175V89L178 90V88H179V90H180V85H179V84H180L181 82H180L179 79L177 80V78H174L175 80L173 79L172 73H173L174 69H173V67H171L170 60L167 61V59H166V60H164ZM166 62H167V64H166ZM164 63H165V64H164ZM252 63H253V64H252ZM257 63H259V64H257ZM18 64H19V65H18ZM92 64H93L94 66H93ZM123 64H124V65H123ZM201 64H202V65H201ZM254 64H257V65H254ZM119 65H120V67H121V70L123 69L122 71H123V72H124V71L126 72L125 74L123 73V75L121 74V75L123 76V79H122V76L120 75L121 72H120V69H119ZM157 65H158V66H157ZM259 65H261V67H259ZM91 66H92V67H91ZM166 66L169 68V70H168V68H167ZM255 66H256V67H255ZM89 67H90V68H89ZM93 67H94V68H93ZM161 67H162V68H161ZM165 67H166V69H167L168 71L165 69ZM92 68H93L94 70H93ZM160 68H161V69H160ZM163 68H164V69H163ZM90 69H91V70H90ZM159 69L161 70V72H162V69H163V74L160 72ZM170 69H172V70H170ZM176 69H177L178 72L181 70V73L179 72V74H180V75L182 74V76H184V77H186V75L184 74L185 72H186V74L189 75V78H188V75H187V78H185V79H187L186 82H188V84H189V81H190V84H191L190 87H191V89H192V87L194 88V89L192 90V92L195 91V93H194L193 95H194V99H195L194 101L196 102V101L198 100V99H197V98H198V95H197V94L199 93V91L202 90V88H201L202 86H201L200 82L198 81V80H200V79H198L197 77H195V75H192V74H194V73L191 74V73H190L191 70L185 69L183 66H181V68H179V66H177ZM178 69H179V70H178ZM182 69H183V70H182ZM205 69H206V67H205ZM261 69L263 70L262 72H261ZM88 70H89V71H88ZM184 70H185V72H183ZM186 70H187V71H186ZM20 71H21V72H20ZM115 71L118 72V73L120 72V73L117 74ZM165 71H167L168 73L165 72ZM169 71H170V72H169ZM188 71H189V72H188ZM88 72H89V73H88ZM113 72L115 73V75H116L117 77L113 75V74H114ZM206 72H207V70H206ZM252 72H250V73L252 74ZM90 73H91V74H90ZM128 73L131 75L132 78L130 77V75H129ZM164 73H165V74H164ZM169 73L171 74L170 76H169ZM207 73H208V72H207ZM18 74H21L22 76L19 77ZM85 74H86V75H85ZM118 75H119V78H118ZM125 75H126V77H125ZM166 75H167V76H166ZM253 75H254V73L252 74V76H251V75H249L250 77L248 76V80L251 78V80H249V82H248L247 80L245 81L247 87H248V85L250 86L251 83H254V82L256 81L257 78L254 77V76H256V75H254V76H253ZM262 75L264 76V73H263ZM25 76H26V77H25ZM112 76H113V77H112ZM114 77H116V80H117V79H118V80L115 81V78H114ZM120 77H121V80L123 81V83L121 82ZM194 77H195V78H194ZM253 77H254V78H253ZM25 78H27V79H25ZM28 78H29V80H28ZM133 78H134V79H133ZM252 78H253V79H252ZM110 79H111V80H110ZM127 79H128V80H127ZM172 79H173V81H172ZM197 79H198V80H197ZM246 79H247V78H246ZM126 80H127V81H126ZM188 80H189V81H188ZM254 80H255V81H254ZM25 81H26V82H25ZM29 81H30V82H29ZM114 81H115V82H114ZM27 82H29V83H27ZM109 82H110V83H109ZM117 82H121V83H119V85H121L123 88L126 87V84H124V83L127 82V84H129V87H131V89H134V90H135V93L137 92V94L134 93V94H135V95H134V94H133L134 90H131L130 88H128V89H127V88H124V89L127 90L128 93H129V95H128V93H127V95H128L127 98H129L132 94H133V97L131 96V97H130L131 99H128V100H127V98H125L127 101H126L125 99H120V100H119L118 97L116 96L117 89H119V86H118ZM168 82H167V83H168ZM173 82H174V83H173ZM178 82H179V83H178ZM247 82H248L249 84H248ZM24 83H25L26 86L24 85ZM113 83H114V84H113ZM109 84H110V85H109ZM173 84H174V85H173ZM112 85H113L116 89H114V87H113ZM116 85H117L118 88L116 87ZM130 85H131V86H130ZM133 85H135V86L133 87ZM27 86H28V87H27ZM108 86H110V87H108ZM174 86H178V87H174ZM29 87H30V88H29ZM127 87H128V85H127ZM196 87H197V88H196ZM0 88H1V87H0ZM27 88H28V89H27ZM110 88H111V89H110ZM181 88H182V89H181L179 92H178V91H177V92H178L179 94H182V95H183V93H180V92H183V86H182V85H181ZM200 88H201V89H200ZM25 89H26V90H25ZM96 90L99 92V88H96ZM108 90H109V91H108ZM114 90L116 91V93H115ZM136 90H137V91H136ZM196 90H197V91H196ZM249 90H250V89H249V87H248V92H245V91H244L245 93H247L246 95H249V94L251 93V92L249 93ZM0 91H1V93H0V95H1V94L4 92V90H3V92H2V88H1ZM129 91H130V92H129ZM131 91H132V92H131ZM250 91H251V90H250ZM28 92H29V93H28ZM31 92H32V93H31ZM38 92H39V93H38ZM197 92H198V93H197ZM114 93H115V94H114ZM131 93H132V94H131ZM196 93H197V94H196ZM201 93H203V91H201V92L199 93L200 96L202 97V94H201ZM33 94H35V95H33ZM252 94H253V93H251L250 95H252ZM19 95H21V96H19ZM43 95H45V96H43ZM136 95H137V97L140 96L139 98L135 97L137 100L134 98V96H136ZM164 95H165V94H164ZM182 95H181V96H182ZM250 95L247 96V98H248L249 101H250V98H251ZM28 96H29V97H28ZM114 96H115V98H114ZM166 96L168 97L169 94H166V95L164 96V100H169V101H167L168 103H169L170 101L173 102L174 97L172 98V97H171L172 95H170L169 98H170V99L172 98L173 100H172V99L170 100L169 98L166 99V98H167ZM195 96H196V97H195ZM200 96H199V99H200ZM252 96H253V98H251V101H250V102H253L252 100H253L254 97H255L254 94H253ZM39 97H40V98H39ZM44 97H45V98H44ZM116 97H117V98H116ZM165 97H166V98H165ZM210 97H212V94H211V93H210L209 98H210ZM249 97H250V98H249ZM43 98H44V99H43ZM132 98L135 99V100L133 101ZM0 99H1V97H0ZM24 99H25V100H24ZM38 99H39V100H38ZM60 99H61V100H60ZM82 99H83V100H82ZM115 99H116V100H115ZM210 99H211V98H210ZM20 100H21V101L24 100V102L22 101V104H21V101H20ZM58 100H59L60 102H59ZM93 100H94V101H93ZM121 100H123V101H121ZM129 100H130V102H128ZM212 100H213V99H211V108L213 107V108H212V112H213L212 115H213V116H212V115H211V116H212L213 119H214V118H215V119L213 120L212 118H210L211 116H210L209 118L207 117L206 119H209V120L212 119V121H213V122H211V120H210V122H211L210 124L217 122V120H216V117H217V116H216V112H215L214 109H215V108H218V106H215V105L212 103V102H213ZM0 101H1V100H0ZM125 101H126V105H125ZM194 101H193V105L191 104L192 109L194 108L195 105L197 106L198 102H199V104H200V101H199V100H198L197 103H195ZM219 101H220V99H217V102H218V103H219ZM254 101H255V100H254ZM127 102H128V103H131V102H132V103H134L135 105H134V106H131V105H133L132 103H131V105H130V104L128 105ZM135 102H136V103H135ZM164 102H165V101H164ZM167 102H165V103H167ZM220 102H221V101H220ZM109 103H110V104H109ZM168 103H167V104H168ZM173 103H174V102H173ZM173 103H171V104H173ZM8 104H9V105H8ZM8 104H7V106H11V107H8L9 109H6V110H7L6 113H9V114H8L9 116L12 115V116H11L12 118H10V119H12V121L10 120V122H11L12 125H14V127H16V128H15L16 131H17V130H18V131L20 130V131H19L20 133H22V134L25 133V137H27V139H28V143H27V146H28V147H27V152L30 151V153H29L30 155H29V154H28V155H29L31 158H33V156H34V158H35V159H31V158H30V160H29L27 163H25L26 167H27L30 171H32L33 168H34V165L37 164V163H38V164L40 163V165H39V167H40L39 170H38V166H36V165H35V168H34V170L39 171V173L37 172V173L35 174V171H34V172L32 171V173H34V174H33V177H32V183L36 182V183L33 184V185L35 186V187H33L34 189H33V188L27 189V188L25 187V184H24L25 182H24V183H20V181H21V182H23V181H22V180H19V177L17 176V178H18V179H17L18 184H17V186H16V187H17V188H16V189H17L16 192L19 194V198H18L17 200H16V199L13 200V202L18 203V202L22 201V204H21V203H18V204H20L21 207H22V206H24L25 203L27 204V200H25L26 198L24 199V196H25V195H28V194H30V193H31V195H33V194L35 195V193L37 192V193H36V196H37V197L35 196V201H38V200L40 201V199H41V202L44 200V202L46 203V202H50V198H52V197L54 198V197H55L54 199H56V198L61 199V201H59V199H57L56 203L62 202L61 204H63V203L67 204L66 201H67V202H70V200H71V197H68L69 200H66V199H67V194H66V193H68V192L65 191V190H64V191H65L66 193H65V192H62V191H61L62 189L56 187V185L54 186V184H52V183H51V184H52V185H51V184L49 183V179H48V177L46 176V170H47V167L43 164V158H42V156H41V155H42V149H41L42 143H40V142L37 140V135H36L37 132H36V130H35V129H36V126H34L31 122H29V120H26L25 123L23 122V120H22L21 117H20V113H19V109H20V107H18V103H17V104H16V103H15V104H14V103H8ZM12 104H14V105H12ZM97 104H99V105H97ZM122 104H123V105H122ZM140 104H141V105H140ZM167 104H166V105H167ZM194 104H195V105H194ZM213 105H214V106H213ZM217 105H219V107H221L220 104H217ZM108 106H109V107H108ZM130 106H131V107H130ZM168 106H170V104H168ZM16 107H18L19 109H17ZM48 107H49V106H48ZM170 107H171V109H170ZM170 107H167L166 111L168 110V108H169V110H172V111H170V112L167 111V112L165 113L166 115L164 114L163 117H162V113H164V112H162V113H160V114L158 113V114H159L160 118L162 117L163 120H165V121H166V118H167V123H166V124H167V128H168V129H167L166 131H167L168 133H166V134H168V137H169V138H170V136H171V138H174V135L176 134V130H174V129H175V127H176L175 125L177 124V122H175V120L173 119V118H175V117L173 116V115L175 114V112L173 111V108H172L173 106L171 105ZM6 108H7V107H6ZM115 108H116L117 110H116ZM145 108H146V109H145ZM195 108H196V107H195ZM119 109H120V110H119ZM132 109H133V110H132ZM114 110H113V111H114ZM131 110H132V111H131ZM193 110H194V109H193ZM213 110H214V111H213ZM13 111H16V112H13ZM121 111H122V112H121ZM172 112H173V113H172ZM195 112H196V109H195ZM10 113H12V114H10ZM142 113H143V114H142ZM167 113H168V114H167ZM3 114H4V112L2 113V115H3ZM13 114H15V115H13ZM130 114H131V115H130ZM135 115H136V116H135ZM177 115H178V114H177ZM179 115L181 116L182 114H179ZM183 115H184V113H183ZM183 115H182V117H183ZM14 116H15V117H14ZM133 116H134V117H133ZM180 116H179V117H180ZM42 117H43L42 119H41V117H38L37 120L39 121V120L41 119V120H40L41 126H42V127H45V128L47 127L48 130H47V129H46V130H47L49 133H51L50 136L52 137L53 141H55V142H53V144H52L51 147H50V149H51L50 152L54 154V155H52V156H53V157L55 156L54 159L58 161V162L56 161V163H58V166H59V164H60V166H61V168H60V166H59V167L57 166V169L59 168V172L61 173V170L65 171L64 169L66 168V171H65V172H62L63 175L60 174V173H59V174H60L61 177L63 176V177H62L63 180H66V181H67V180L69 179L67 182L65 181V184H67V183L69 182V183H71L70 186L72 187V185H73V187H74V186L76 185V184H75L76 181H75L74 176H73V175L70 176V172L68 171L69 169L64 165L63 162H61V161L63 160V155H64L63 153H64V151H65L64 146H63L61 140H59V138H58V137H59L58 134H57L55 131H53V127H52V126H53V123H52L51 119L48 118V117H45V116H42ZM44 117H45V118H44ZM165 117H166V118H165ZM190 117H192V116H190ZM203 117H204V116H203ZM225 117H226V116L223 114V115H222L223 120H226V119H227V117H226V118H225ZM138 118H139V119H138ZM176 118H177V116H176ZM176 118H175V119H176ZM180 118H181V117H180ZM180 118H179V119H180ZM224 118H225V119H224ZM19 119H20V120H19ZM169 119H170V120H169ZM171 119H172V120H171ZM43 120H44V121H43ZM173 120H174V121H173ZM177 120H178V118L176 119V121H177ZM137 121H138V122H137ZM139 121H140V122H139ZM207 121H208V120H207ZM214 121H215V122H214ZM171 122H172V123H171ZM13 123H14V124H13ZM22 123H23V124H22ZM140 123H141V124H140ZM215 124H216V123H215ZM15 125H16V126H15ZM21 125H22V126H21ZM32 125H33L34 127H33ZM136 125H137V127H136ZM170 125H171V126H170ZM25 126H26V127H25ZM168 126H169V127H168ZM172 126H173V127L175 126L174 129H173V131H174L175 134H174L173 131H172V128H173ZM125 127H126V128H125ZM45 128H44V129H45ZM139 128H141V129H139ZM169 128H170V129H169ZM137 129H136V130H137ZM50 130H51L52 132H54V134H53ZM124 130H125V131H124ZM126 130H127L128 132H126ZM130 130H131V131H130ZM170 130H171L172 133L170 132ZM18 131H17V132H18ZM129 131H130V132H129ZM132 131H133L134 133H133ZM19 132H18V133H19ZM169 132L171 133V135H169V134H170ZM127 133H128V134H127ZM130 133H131V134L133 133V135H130ZM140 133H139V136H143V133H142V135H140ZM37 134H38V133H37ZM55 134H56V135H55ZM52 135H54V136H52ZM77 135L82 136V137L75 136V138L77 137V138L75 139V140H77L76 142H78L79 140H80V142H84L85 140H88V138H89V137H88V138L85 137V136H86L85 133H82V134L79 133V134H77ZM84 135H85V136H84ZM124 135H125V136H124ZM28 136H29V137H28ZM87 136H89V135H87ZM128 136H130L129 139L126 138V137H128ZM131 136H132V137H131ZM53 137H54L55 139H54ZM78 137H79V138H78ZM80 138H81L82 140H81ZM35 139H36V141H35ZM84 139H85V140H84ZM57 140H58V141H57ZM30 141H31V142H30ZM122 141H123L124 143H123ZM170 141H173V139H170ZM37 142H39V143H38V147H39V148L37 147ZM59 142H60V143H59ZM128 142H129V141H128ZM186 142H187L189 145L186 144ZM186 142H185L184 144L187 146L188 151L191 150L190 153L188 152V153H189L188 157L190 158V159H188V160H191L193 163H192L191 161H187V160H186L187 162L184 161L185 164L183 163V165H182V174L184 175V177H185V179H186L187 181L184 180V178H182L184 181L181 179V182L183 181L184 183H187V184H188L187 187H189V190H188V188H187V192H186V189H185V192L188 193V195H186V200H185V201H189V202L191 201L190 203H187L188 205H195V206H193V207H190V208H193V209H191L192 212L190 211L191 213H193V214H195V215H198V214L200 215V214H202L201 216H204L206 213L208 214V211L210 210V207H209V208L207 207L209 210L206 208V209L208 210L207 212H205L206 209H204V208H200V210L198 209V211H197L196 208H199V206L196 205L197 203H196L195 198H194V195H193V194H194L193 192H195V188L193 189V192H192V188H193L192 186H194V185L191 184V183H193V180H194V174H193V173H195V171H196V170L194 171V169L197 167V166H195V165H196V164L198 165V163H197V157H196V156H198V154H197L198 151L194 149L195 146H194V145L192 146V144H193L192 142H191L192 144L190 143V141H186ZM88 143L91 145L90 138H89V140H88ZM28 144H29V145H28ZM119 144H120V145H119ZM121 144H123V145H121ZM118 145H119L120 147H119ZM53 146H54V147H53ZM122 146H123V147H122ZM125 146H126V147H125ZM141 146H142L141 144H138V147H141ZM181 146H182V145H181ZM181 146H180V147H181ZM189 146H190V147L192 146L193 149L190 148ZM90 147H93V145H91ZM115 147H116V150L119 151V153L122 154V155H120L117 151L114 152ZM121 147H122V148L125 147L124 149H121V150H123V151L119 150ZM182 147H183V146H182ZM182 147H181V149H182ZM28 148H29V151H28ZM52 148H53V150H52ZM81 148H82V147H81ZM189 148H190V149H189ZM39 149H41V150H39ZM91 149H92V148H91ZM125 149H126V150H125ZM139 149H140V150L142 149L143 151H145V149H146L145 144H143V146H142L141 148H138V152H140ZM213 149H215V148L210 149L211 151H210V150H207V151H208V152H207V155H209V157H210L212 160L209 161L208 159H206V161L203 162V163L205 164V166H204V164H203V166L207 168L206 171H207V173L209 174L210 179H212V180H211L212 183L209 181V182H210V185H212V186H213V189L215 188V191H216L217 188L219 189L220 187H222L223 184H225L224 181L222 182L221 180H222L223 178H224L223 180H226V174H225L226 172L223 171V168H222V166H221L222 160H221L220 153H219L216 149H215L216 152L213 151ZM82 150L84 151L85 149H82ZM82 150H81V152H83ZM112 150H113V151H112ZM142 150H141V152H142ZM120 151H121L122 153H121ZM192 151H193V153H192ZM194 151H195V152H194ZM196 151H197V153H196ZM84 152H85V151H84ZM84 152H83V153H84ZM31 153H32L33 155H32ZM38 153H39V154H38ZM194 153H195V156H194ZM211 153H212V154H211ZM213 153H214V154H213ZM218 153H219V155H218ZM190 154H191V156H190ZM210 154H211V156H210ZM31 155H32V156H31ZM217 155H218V156H217ZM216 156H217V157H216ZM118 157H120V158H118ZM191 157H193V158H191ZM195 157H196V158H195ZM212 157H213V158H212ZM218 157H220V158H218ZM207 158H208V157H207ZM193 159H194V160H193ZM34 160H36V161H34ZM37 160H38V162H37ZM120 160H121V159H120ZM31 161H32V163H31L32 165H31V167H30L29 164H30ZM40 161H41L42 163H41ZM112 161H113V162H112ZM112 161H111V163H113V165H114V160H112ZM123 161H124V163H123ZM126 161H127V160L122 159V161H120V162H122L123 164H125V163H127ZM195 161H196V164L194 165ZM216 161H217V162H216ZM59 162H60V163H59ZM188 162H189V165H186V164H188ZM210 162H211V163H212V162L215 163V164H212V165H214V166H212V165L210 164ZM28 163H29V164H28ZM111 163H110V164H111ZM191 163H192V164H191ZM219 163H220V164H219ZM33 164H34V165H33ZM38 164H37V165H38ZM41 164H43V165H41ZM208 164L210 165V167H208ZM217 164H218L220 167H218ZM28 165H29V166H28ZM111 165H112V164H111ZM113 165H112V166H113ZM127 165H128V163L126 164V166H127ZM184 165H185L186 167H188V168L186 169V168L184 167ZM193 165H194L195 167H194ZM32 166H33V167H32ZM43 166H44V168H43ZM36 167H37V169H36ZM62 167H64V168L62 169ZM211 167H212V168H211ZM215 167H216V168H215ZM31 168H32V169H31ZM209 168H210V169H209ZM40 169H42V170H40ZM60 169H61V170H60ZM94 169H95V167H94ZM94 169H92V171L95 172V173L93 172V180L95 181V179H98V178H96V177H97V176H96V169H95V170H94ZM213 169H215L216 172H217V169H219V170H218V173H217V174H216V172L212 173L211 171H212ZM183 170H185L186 172L183 171ZM208 170H209V172H208ZM43 171H45V172H43ZM67 171H68V172H67ZM154 171H155V169H154ZM187 171H188V172H187ZM193 171H194V172H193ZM213 171H214V170H213ZM219 171H220V172H219ZM183 172H185L188 176L185 175V173H183ZM40 173H41V174H40ZM191 173H192V174H191ZM223 173H224V174H223ZM37 174L40 175V176L38 175L40 178H39V177H36ZM65 174H66L67 176H66ZM156 174H157V171H156ZM218 174H219V175H218ZM183 175H182V177H183ZM213 175H215V176L213 177ZM216 175H217V176H216ZM220 175H222V176H220ZM34 176H35V177H34ZM65 176H66L67 179L64 178ZM191 176H192V177H191ZM219 176H220V177H219ZM72 177H73V178H72ZM155 177L157 178V176H155ZM155 177H153L152 180H153ZM188 177H191V178H188ZM211 177H212V178H211ZM37 178H38V179H37ZM94 178H95V179H94ZM156 178H155V179H156ZM39 179H40V180H39ZM73 179H74V181H73ZM155 179H154V180H155ZM159 179H160V178L156 179L155 181H154V180H153V181H149V182H152L153 184H155V187H156V186L158 187L159 185H161L162 189H161L160 187H159V188L156 187L157 192H158V190H160L159 192H161V191L163 190V185H162V183L160 182L161 179H160V180H159ZM35 180H36V181H35ZM188 180H189V181H188ZM190 180H191V181H190ZM33 181H34V182H33ZM44 181H45V182H44ZM70 181H72V182H70ZM96 181H98V180H96ZM96 181H95V182H96ZM158 181H159V182H158ZM161 181H162V180H161ZM185 181H186V182H185ZM216 181H217V182H216ZM38 182H39V183H38ZM179 182H180V181H179ZM181 182H180V183H181ZM188 182H189V183H188ZM215 182H216V183H215ZM219 182H221V184H219ZM37 183H38V184H37ZM69 183H68V184H69ZM96 183L99 184V181L96 182ZM157 183H158V184H157ZM184 183H181V184L183 185ZM214 183H215V184H214ZM23 184H24V185H23ZM68 184H67V185H68ZM218 184H219L220 187L218 186ZM39 185H41V186H39ZM189 185H191V186H189ZM18 186H19L20 188H19ZM23 186L25 187V188H24L25 191L23 190ZM184 186H185V184L183 185V188L186 187V186H185V187H184ZM214 186H216V187H214ZM21 189H22V190H21ZM26 189H27V190H26ZM35 189H39V190H35ZM30 190H32V191H30ZM33 190H34V191H33ZM58 190H59V191H58ZM190 190H191V192L189 193L188 191H190ZM26 191L28 192L27 194H25ZM79 191H81V193H79ZM79 191L76 190V192H77L79 195L82 196V197H81V196L78 195V198L81 197V198H79V199H81V201L84 200V199H85L84 201H90V200L93 201L94 198L90 197V196H91V193H88L87 191H84V190H79ZM83 191H84V192H83ZM29 192H30V193H29ZM33 192H35V193H33ZM55 192H56V193H55ZM60 192L63 193V194L65 195V197H64V195L61 194ZM57 193H58V194H57ZM82 193H83V194L85 193V194L83 195ZM86 193H87V194H86ZM162 193H163V195H162ZM162 193H161L162 196H164V195L166 194V193L164 192V190L162 191ZM191 193H192L193 197L191 196ZM21 194H22V195H21ZM45 194H46V195H45ZM55 194L57 195V197H56ZM60 194H61V195H60ZM68 194H69V193H68ZM158 194L160 195V193H158ZM189 194H190V196H189ZM20 195H21V196H20ZM34 195H33V196H34ZM40 195H42V196H40ZM89 195H90V196H89ZM96 195H97V196H96ZM96 195H95L94 202H95V201H96V203L99 202V203H98L99 205L96 207V209H95L94 211H96V216L99 217V218H101V217H102V214L104 213V211H105L106 209L108 210V208H106V205H107V203H109V202H108L107 200H105L106 198L103 196L104 194L102 195L100 191L97 192ZM161 195H160V196H161ZM48 196H49V197H48ZM51 196H52V197H51ZM68 196H69V195H68ZM162 196H161V198H162L163 200H165L166 198H169V200H170L171 202H173V200H175V201H174V202H175L174 205H173V203H171V202H170L171 204H170V203H167V202H169L168 200L165 201L166 204H167V205H166L167 207H166L165 209H168V210H166V212H168V213L171 212V213H172V210H174L173 213H175V214H177V215H178V214H179V215L182 214V212H181V208H182V207H180V206H182V204L180 203V201H179L178 198H175V197H174V198H172V199H173V200H172V199L170 198V195L167 196V194H166V197H162ZM22 197H23V200H24V201H23L22 199H20V198H22ZM96 197H97V199H96ZM36 198H37V200H36ZM39 198H40V199H39ZM62 198H63L64 201H62ZM89 198H90V199H89ZM100 198H103V199H100ZM164 198H165V199H164ZM192 198H194L193 202H195V203H193V204H191V203H192ZM0 199H2V198H0ZM177 199H178V201H176ZM188 199H190V200H188ZM98 200H100L101 203H103V204H101L100 201H98ZM3 201H4V202H3ZM33 201H34V199H33ZM105 201H106V203H105ZM144 201H145V200L143 199L142 201H139V204L137 203L138 206H139L140 208L145 207L144 205H145L146 201H145V202H144ZM2 202H3L4 205H7L6 202H11V201H10V200H6V199H2ZM24 202H25V203H24ZM23 203H24V204H23ZM179 203H180V204H179ZM65 204H63L64 207H66V206L68 205V204H67V205L65 206ZM100 204H101V205H100ZM104 204H105V205H104ZM120 204H121V207H120V208H121V209H120L121 211L119 210V212L121 213L120 216H122V215H123V216L127 215V217H128V214L131 215V212H130V211H129V213H128V210H130V209H128V208H130V204H132L131 201H130V200H126V201H125V199H124L123 203L121 202ZM120 204H119V206H120ZM224 204H225V205H223L224 208L229 209V211L227 212V211H225L226 209L223 208L224 213H226V214H227V213L230 214V212L232 213V211H233V209H231L232 207L229 208V205H228V204H226V203H224ZM243 204H244V206H243ZM243 204H242V207H244V210H245V209H248V207H247L248 205H247L246 203H243ZM103 205H104V206H103ZM170 205H172V206H170ZM68 206H69V205H68ZM68 206H67L66 209H65V211H67L66 213H68V212H69V213H72L73 208H72V207L70 208V207H68ZM100 206H101V207H100ZM226 206H227V207H226ZM245 206H246V208H245ZM98 207H99V208H98ZM107 207H108V205H107ZM122 207H123V208H122ZM171 207H172V208H171ZM174 207H175V208H174ZM194 207H195V209H194ZM101 208H102V209H101ZM103 208H104V209H103ZM105 208H106V209H105ZM176 208H178V209H176ZM67 209H68V210H67ZM71 209H72V210H71ZM97 209H99V211H97ZM100 209H101V210H100ZM146 209H147V208H146ZM169 209H172V210H169ZM230 209H231V210H230ZM125 210H126V211H125ZM194 210H195V211H194ZM201 210H204V212H201ZM124 211H125V213H128V214H125V213L122 214V212H124ZM11 212H13V213H11V214H13L14 217L16 216L17 219H19V218H20V219L26 218V217H25V216H26V213H23L22 211H21V212H20V211H11ZM199 212H200V213H199ZM233 212H234V211H233ZM19 213H20V214H19ZM0 214H1V213H0ZM21 214H22V216H18V215H21ZM229 214H228V215H229ZM233 214H234V213H233ZM248 214H249V213H248ZM248 214H247V215H248ZM23 215H25V216H23ZM28 215H29V216H27V217H28L29 219H31V220H36V221L38 220L40 223H43V224H44L45 222H49V223H52V224H55V225H61V224H62V226L65 225V226L74 227V228H78V227H79V228H80V227H81V228H90V227H91V229H92V228H96V229H102V230H104V228L107 227L106 229H107L108 231H111V232L114 231L115 233H118V234H120L121 231H122V232L124 231L123 234H124V233H125V234H129V233L134 234V233H132L133 231L131 232V231L129 230L130 232H129V231L127 232L125 229H122V230H121V228H120V233H119V232H117V230L119 231V229H117V226H115L113 223H105V222L103 223V222H101V221H97V220H94L96 223H95L94 221H90V220H86V219H81V220H78V222H77V220H71V219H68V217H62V218H61V217L55 216V217H53L54 219H52V218H51V219H44L45 221H43V218H41V217H38V218H37V217H35V215H34L33 213H31V212H28ZM117 215H119V213H117ZM130 215H129V216H130ZM231 215H232V214H231ZM244 215H245V214H244ZM0 216H5V215L3 214V215H0ZM229 216H230V215H229ZM249 216L252 217L251 214H250ZM245 217H246V216H244L243 218H245ZM247 217H248V216H247ZM250 217H248L247 219H244V220H243L245 223H248V226H247V224H246L247 227H249L250 222H251V220H252V218L250 219ZM41 219H42V220H41ZM40 220H41V221H40ZM68 220H69V221L71 220V221L69 222ZM245 220H246V221H245ZM65 221H66V222H65ZM67 221H68V222H67ZM17 223H18V222H17ZM74 223H75V224H74ZM92 223H93V224H92ZM68 224H69V225H68ZM109 224H110V225H109ZM251 224H252V223H251ZM94 226H95V227H94ZM244 226H245V225H244ZM246 226H245V227H246ZM0 228H1V227H0ZM13 228H14V226H13ZM15 228H18V227L15 226ZM2 229H5V227H3ZM6 229H7V227H6ZM19 229H21V227H20ZM106 229H105V230H106ZM112 229H113V230H112ZM40 231H41V230L38 231V234H37V236H36V238H35V241H34V243H36V245H38V246H35V244L33 245V247H34V246H35L36 248L39 247V248H38L39 251H38L37 255L35 254V257H36V258L34 257V260H33V262H35V264H44V263H42L43 261L41 260V259L43 258V257H42V256H43V252H42V254L40 253V251H41L40 248L43 247V246H46V243H45V241H46V238H45L46 235H45V233H44L43 231H42L43 233L40 232ZM126 232H127V233H126ZM145 232H146V230H145ZM145 232L143 233V231H142V232L140 231V232H137V233L140 234V236L142 237V236H144ZM137 233H136V234H137ZM149 233H150L149 231L146 232V236H144V237H150V236H152V233H150V235H149ZM121 234H122V233H121ZM141 234H142V235H141ZM81 237H83V238H82L83 240H85L84 238L88 239L87 237H84V236H80L79 238H81ZM144 237H143V238H144ZM189 240H190V239H189ZM193 240L196 241V239H191V240H190V241H192L191 243L195 242V241H193ZM118 242H119V241H118ZM123 242L126 243V241H122V242L120 241L119 244H120V243H121V244H124ZM98 243H99V241H98ZM141 244H142V245H141ZM72 245H73V246L69 245L70 250H69V248L66 250V251H68L67 253H68L69 255L72 253V254H71L72 257H71V255H70V257H69V255L66 254V255L68 256V258H70V259H66L65 262H66V263H70V264H73V263L75 264V262H76L75 247H76V246H75L74 244H72ZM97 245H98V244H97ZM124 245H125V244H124ZM140 245H141V246H146V243L144 244V242H141ZM74 246H75V247H74ZM98 246H100V247L102 246V241H100V244H99ZM33 247H32V249H35V247H34V248H33ZM71 247H72L73 250H71ZM81 247H82V246H81ZM69 251H71V253H69ZM73 254H74V255H73ZM98 255L100 256L101 253L98 252ZM229 255H230V254H229ZM67 256H66V258H67ZM40 260H41V262H39ZM6 261H7V262L10 261V262L12 263V261H14V255L11 253V255H9V256L6 258V260H4V263L2 262V264H5V263H6V264H10V262L7 263ZM70 261H71V262H70ZM38 262H39V263H38ZM14 263H15V261L13 262V264H14Z\"/></svg>",
	"mask_w": 264,
	"mask_h": 264
}]
</instances>
